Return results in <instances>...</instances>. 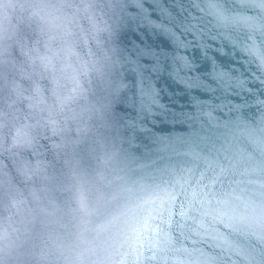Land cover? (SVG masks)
I'll use <instances>...</instances> for the list:
<instances>
[{"label": "clouds", "instance_id": "1", "mask_svg": "<svg viewBox=\"0 0 264 264\" xmlns=\"http://www.w3.org/2000/svg\"><path fill=\"white\" fill-rule=\"evenodd\" d=\"M0 264H264V0H0Z\"/></svg>", "mask_w": 264, "mask_h": 264}]
</instances>
